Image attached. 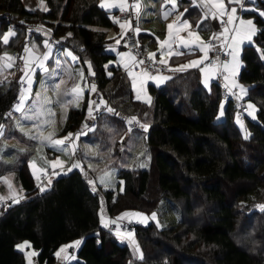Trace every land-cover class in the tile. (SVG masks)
I'll return each instance as SVG.
<instances>
[{
    "label": "trees",
    "instance_id": "16d2710c",
    "mask_svg": "<svg viewBox=\"0 0 264 264\" xmlns=\"http://www.w3.org/2000/svg\"><path fill=\"white\" fill-rule=\"evenodd\" d=\"M42 1L41 8L27 9L21 0H0V32L11 28L15 33L7 43L0 40V51L16 54L1 83L6 86L0 91V129L35 142L16 126L15 134L5 120L19 100L25 22L41 21L58 47L69 48L83 66L91 65L89 82L107 103L96 126L75 138L76 154L83 158V142L96 146L91 163L100 170L116 168L122 188L110 184L96 190L81 170L64 169L49 174L41 192V179L35 182L26 163L30 152L25 154L11 171L28 197L0 207V264H24L17 247L23 239L35 250L34 262L54 264L55 250L79 238L67 264H264V210L258 207L264 205V18L255 16L257 32L240 50L236 78L246 87L244 99L255 112L238 118L232 98L220 101L219 78L205 84L196 68L172 74L159 87L147 85L148 104L131 100L129 91L126 98L125 73L119 64L107 65L111 55L105 51V29L117 18L98 0ZM255 2L264 11V2ZM28 34L39 40L45 36L36 30ZM84 107L68 109L59 133L81 126ZM130 113L140 122L132 131L145 133L144 144L135 151L127 146L124 119ZM217 113L222 117L217 119ZM104 116L116 128L107 137L100 126ZM127 159L132 162L123 165ZM164 197L179 208L172 224L157 226L148 218L127 235L109 232L99 223L102 203L109 216L121 220L136 211L148 217ZM130 236L135 244L127 240Z\"/></svg>",
    "mask_w": 264,
    "mask_h": 264
},
{
    "label": "crops",
    "instance_id": "0c3cea01",
    "mask_svg": "<svg viewBox=\"0 0 264 264\" xmlns=\"http://www.w3.org/2000/svg\"><path fill=\"white\" fill-rule=\"evenodd\" d=\"M21 1L27 9L41 8L43 5L42 0ZM215 2L216 0H176L177 6L173 9L172 0H138L140 8L138 12L137 29L139 31H137V37L141 45V49H143V51L148 55L150 53L155 54L154 56L156 58L164 61L163 63L166 64L167 68L162 72L156 71L152 75H148L143 72L140 74L122 73L124 74L123 79L126 80L122 83L125 87L124 95L126 98L128 97L126 92L129 91V97L131 100L148 104L151 96L147 85L159 87L169 77H171L172 74L191 68H196L202 75V79L205 78L210 81L216 77L220 78L218 73L219 71H223L222 63L227 61L229 57L221 63L216 62L215 64H208L205 62V53L207 54V57H214L215 51L220 46H226L225 41L228 40L230 36L236 35L235 33H240V28H244V26H246V23L243 26L241 24V21H244L243 18H251L254 23L255 16L264 18V16L260 14L264 11L256 6L255 1L249 0L236 3L235 0H231V2L230 0H223L226 11L224 15H220L222 10L213 7V3ZM102 3L106 6L102 7ZM98 4L100 7L109 12L111 18H115L117 13L121 11V4H123L125 9L126 0H98ZM233 8H235L236 11L233 14L232 21L229 22L228 14H231V10ZM181 13L183 14L182 16L180 15ZM166 14L167 18H165ZM177 17H179V19H177ZM184 21H187L188 24L191 25V28H187L183 23ZM170 23L173 27L169 31L167 25ZM225 29H227V31H225ZM105 31L108 40L105 51L111 55V57L107 60L108 66L111 65L117 67L118 64H121L124 61H130L134 58L130 51L123 46V37L119 23H113L110 27H107ZM189 32L193 33V35H189ZM196 35L200 37L199 40L196 39ZM247 35L240 39V50L242 45L251 42L246 39ZM210 37H215L213 38L214 44L212 46L206 42ZM117 41H119V43H117ZM165 41H167V43H163ZM205 45H207V47H204ZM12 53H14V55H12ZM62 53L63 51L61 50V47L52 49L45 47L42 39L39 40L35 35H29L27 32L25 41L22 45L21 56L20 58L18 57L21 60L20 64H18V69L20 66L22 69L23 64L30 66V71L26 75L28 85L25 88L27 89L25 94L26 99L30 97V95L28 97V93L31 94L32 91L37 88V84L41 80L39 88L40 103L37 107L40 109V114L43 117V125H39L37 121L34 122L31 119H24L21 115H18L17 121H15L16 128L23 134H25L24 132L31 134L29 135L30 138L35 141L31 153L26 159L27 166L35 182L38 180L37 177L41 169L45 167L57 168L59 171L64 169H78L86 176L90 186L93 189L99 190V188H105L113 183L110 182V179L106 180V177H104L103 181L105 182L102 184L100 181L96 180L95 177L109 169H114L116 174V168L110 167L100 170L99 167L97 168V166H94V164L91 163L90 159L95 155L96 146L83 142V158H81L76 154L77 152L75 147H77V144L79 143L76 139L65 140L63 146L54 145L52 143L55 140L68 137L69 133L74 134L73 130L64 134L59 133L66 120L67 111L70 107H80L83 103L85 104V113L81 121V125H83L91 118L89 116L90 107L93 110L94 106L99 102H103L107 105L103 98L99 99L100 97H98L96 91H92V84L89 82V77L92 75V71L89 67H87V64L83 66L76 54L72 52V56L75 57V64L79 68V71L83 74V77L86 75L88 80V85L83 87V94H80L78 100L75 98L71 89L77 79L74 78L70 63L63 57ZM0 54V58L2 60V63L0 64V86H3V84H1L2 79L7 71L12 67L16 54L14 51L8 52L7 50H2ZM7 57H11L12 59L9 61ZM191 61L203 62L198 66L193 67L190 64ZM9 63L11 64V67L6 66ZM183 65L189 66L181 70ZM81 81L82 79L80 75L79 85H81ZM57 85H59V88H57ZM227 85L231 87L229 84ZM21 92L22 90L19 91V95ZM246 95L247 89L243 97L239 96L244 99ZM20 104L21 102H18L17 105ZM246 104L248 105L247 101ZM28 105V102L25 103L24 106L20 107L21 110L19 111H22L24 114L25 107ZM16 106L13 107L16 109ZM109 109L111 108L107 106V110ZM248 111L249 110L246 112L247 114ZM11 116L15 115L12 113ZM24 116H26V114H24ZM105 116L102 118L100 126L102 130H106L107 137L108 131H110L111 134H115L114 129L116 128L114 120L111 117ZM131 117L135 116L131 113L127 114L124 119L125 122L127 123ZM128 133V148L131 151L139 149L141 145L144 144L145 133L141 131H132ZM49 136H51L50 140L48 139ZM57 160H59L61 164L54 167L53 162ZM125 162L126 164L123 163V165L130 164L132 160L127 159ZM73 164H78L79 167L73 168ZM21 194L26 197L24 190ZM11 199L12 196H9L8 200ZM99 210H102L101 214L99 213V220L103 219L104 225L106 221L109 223L117 221L115 217L109 216L106 213L103 203L101 204ZM135 213H139L140 215H129L125 218L142 219L147 217L138 211L131 212L129 214ZM81 240L82 238L74 239L73 241L63 243L59 246L55 250L56 254L59 253V255H57L58 260H69L71 257V247H73V250L75 248L77 249L80 243L76 244V242H81ZM61 249H63V251H61Z\"/></svg>",
    "mask_w": 264,
    "mask_h": 264
},
{
    "label": "rangeland",
    "instance_id": "374dc122",
    "mask_svg": "<svg viewBox=\"0 0 264 264\" xmlns=\"http://www.w3.org/2000/svg\"><path fill=\"white\" fill-rule=\"evenodd\" d=\"M243 20L246 23V26H244L245 29L243 27H241L240 33H235L236 35L230 36L228 38V40L225 41L226 47L230 49L231 53L229 55V59L222 63V65H223L222 69L224 72L222 71L223 75L221 77L232 88H235L241 97H243L245 95L246 88H244L243 85L239 84L238 80L236 79V75H237V72L239 70V66L241 63L240 62V46H241L240 45V39H242L245 35L250 34V29L247 26V21H249V20L252 21V19L251 18H243ZM245 23H243V24L241 23L242 26ZM253 25L256 27V25L254 23H253ZM9 29H11V28H6L2 32H0V40L2 42H3V39H2L3 34L8 33ZM61 50L63 51V53H62L63 57L70 63L71 71H72L74 78L77 79L74 82V84L72 85V88L74 86L78 85L81 89L80 94L82 95L83 94L82 93L83 87H81V85H79L81 72L79 71V68L75 64L76 60L73 59L72 52L69 48L61 47ZM7 51L9 52V50H7ZM0 53H1V51H0ZM69 53H71V55H69ZM1 63H2V60L0 58V64ZM46 68H48V67H46ZM203 80H204L205 84L208 82V80H206L205 78ZM40 81L37 84V88L35 90H33L31 94L28 93V97L30 95V97L28 99H26V97H25L27 89H23L21 94L19 95V100L17 102L12 103V105L10 106L9 109L12 111V113L15 116L7 115L5 122H10L13 124L12 130L14 133H15V129H16L15 128V126H16L15 121H17L18 115H21L24 119L25 118L31 119L34 122L37 121L39 125H43V117L40 114V109L37 107L40 103V92H39ZM5 86H6L5 83L3 84V86H0V91H2V89H4ZM241 89H243V91H241ZM19 91H20V88L17 90V92L19 93ZM90 93H91V91H90ZM22 96L24 97L22 106H24L25 103H27V102L29 104L28 106L25 107V113L24 114H26V116H24L22 111H17L15 109V107H13V106H16L18 104V102H21ZM246 101L248 103V106L252 105L251 108L249 107L248 114L254 113L255 109H254L253 104L249 100H246ZM221 117L222 116H219V114L217 113L216 118L218 119ZM0 132L2 133L3 130L1 131V129H0ZM7 132H8L7 130L4 131L3 133L4 134L6 133V134L4 136L0 137V199L5 201V207H7L11 202H17L21 199L28 197L26 195H25L26 197H24V195L21 194V192L23 190H21L22 189L21 186L17 184L15 174L11 170L14 168L15 164L17 162H19L25 154H28L29 152L31 153L32 147L34 146L33 145L34 143H30L29 140H26L23 137H21L20 134L15 133L16 135L13 136V135H7ZM24 133L25 134H22V135H24L27 138L29 137V135H31L27 132H24ZM116 146H117V148L120 149L121 144H117ZM63 148H65V147H63ZM141 162H142L141 166L145 167V163H143V161H141ZM104 177H106V180L110 179L111 183L117 184L119 189L122 188V181H121V179L116 177L114 169H109V170L97 175L95 177V179L100 181L102 184H104V182H105V181H103ZM49 178L50 177L47 176L45 178V180L47 181ZM9 196H12L11 200H8ZM101 211L102 210H99L100 214H101ZM153 213L156 214L155 219L152 218ZM178 217H179L178 205L175 203V201H173L169 197L162 198L161 201L159 202L158 206L154 210L150 211L148 214V218L150 220H153L155 222V224H157V226H166V225L172 224L178 219ZM148 218L145 217V220ZM99 223L101 226L105 227L104 223H103V219H100ZM108 223L109 222L106 221L105 224H108ZM129 238H127V240L131 241V243H132L133 237L130 236ZM25 242H27V244L25 245V248L23 250L24 264H33L34 255H32V253L33 252L35 253V250L31 246L30 242L26 239H23L17 243V246L21 245V244H25ZM29 245H30V247H29Z\"/></svg>",
    "mask_w": 264,
    "mask_h": 264
},
{
    "label": "built area",
    "instance_id": "2783aa9c",
    "mask_svg": "<svg viewBox=\"0 0 264 264\" xmlns=\"http://www.w3.org/2000/svg\"><path fill=\"white\" fill-rule=\"evenodd\" d=\"M242 1H249V0H242ZM250 1H256V0H250ZM258 1L264 2V0H258ZM137 4H138V0H126L125 10H121L116 15L117 20L120 23L126 25L123 31L124 45L125 48L129 50L132 56L134 57V60L131 59L130 61H124L121 64H119L120 69L123 73L140 74L143 72L148 75H152L156 71L159 72L165 71L167 68L165 63H162L161 60L156 58L155 56H152L150 58L149 55L146 52L142 51L141 49V45L138 41L137 31H136L138 27V12L134 6ZM25 26L28 33H30L32 30H36L45 34L44 38H42L43 45L45 47L58 48V43L50 35V29L47 26H45L43 22L27 21L25 22ZM206 42L210 46L214 44L212 37L207 39ZM229 53H230L229 48H227L225 45H222L215 51L214 57L212 56L207 57L205 62L208 64H215L216 62L221 63L222 61L228 59ZM12 55H14V53H12ZM140 61H143V63H140ZM29 71H30V66L27 64H23L21 73L19 75V83L21 89H24L27 86L26 75L29 73ZM218 75L221 78L223 74L221 71H219ZM81 85L82 87L88 85V80L86 78V75L83 77L81 81ZM219 92H220L221 103L225 104L229 99L232 98L236 106L235 115L238 118L244 117V115L248 110V105L246 104V101L238 95L237 90L235 88L229 87L224 82V80H222V78L219 80ZM9 110L10 109H8V112ZM105 110H106L105 103L103 102L97 103L94 106V109L92 110L91 118L85 124L73 129L74 134L71 137V139L74 140L77 137L76 134H80L79 136H84L89 131H91L96 126L97 118L99 114ZM132 118L133 117L129 118L126 124L127 132H130L140 126V122L136 118L135 120H133ZM129 121H131V123H129ZM85 125H87V127H85ZM57 171H59V169L51 168V167H45L41 169L40 173L38 174L41 179L40 185L49 174H54ZM4 205H5V201L0 199V207ZM144 219L145 218L142 219L125 218V219L117 220L115 222L109 223L105 229L109 232H119L129 235L133 233L135 225L142 223ZM72 254H73V247H71L70 255ZM67 261L68 259L67 260L61 259L56 261L54 264H67ZM33 264H42V263L33 262Z\"/></svg>",
    "mask_w": 264,
    "mask_h": 264
},
{
    "label": "snow or ice",
    "instance_id": "6c2138e0",
    "mask_svg": "<svg viewBox=\"0 0 264 264\" xmlns=\"http://www.w3.org/2000/svg\"><path fill=\"white\" fill-rule=\"evenodd\" d=\"M230 2H231V0H230ZM235 2H236V3H241L242 0H235ZM172 5H173V9H175L176 6H177V4H176V0H172ZM101 6H102V7H105L106 5H105L104 3H102ZM107 6H115V5H107ZM134 7L137 9V12H139L140 5L137 4V5H135ZM213 7L222 10V11L220 12V15H224V14H225V11H226V10H225V4H224L223 0H216V2L213 3ZM121 10H125L124 7H123V4H121ZM186 11H187V10H186ZM235 11H236V9L233 8V9L231 10V14H228V21H229V22L232 21V19H233V14L235 13ZM260 14H261L262 16H264V12H261ZM180 15L182 16L183 14L181 13ZM165 18H167V14H166V17H165ZM177 19H179V17H177ZM115 22H116V23H119V21H115ZM183 23H184V25H185L187 28H191V25L188 24L187 21H184ZM241 23L243 24V23H245V22H244V21H241ZM129 26H130V25H129ZM247 26H248V28L250 29V34H248V35L246 36V39L249 40V41H251V40H252V36H254V35L256 34L257 29H256V27L253 25V22H252L251 20L247 21ZM120 27H121V29L123 30V29H125L126 25H125V24H120ZM167 27H168V29H169V31H170V30L172 29L173 25L170 23V24L167 25ZM136 31H139V30L137 29ZM225 31H227V29H225ZM14 34H15L14 31L11 30V29H9V32H8V33L3 34V37H2L3 42H4V43H7L9 37H10L11 35H14ZM189 35H193V33L189 32ZM213 38H215V37H213ZM196 39L199 40L200 37H199L198 35H196ZM117 43H119V41H117ZM163 43H167V41H165V42H163ZM204 47H207V45H205ZM202 50H203V48H202ZM26 51H27V49H26ZM69 55H71V53H69ZM154 55H155V54L150 53V54H149V57L151 58V57L154 56ZM205 58H207V54H206V53H205ZM7 59L10 61L12 58H11V57H7ZM73 59H75V57H73ZM133 59H134V58H133ZM161 62L163 63L164 61H161ZM202 62H203V61H191L190 64H191V66L195 67V66H198V65H199L200 63H202ZM140 63H143V61H140ZM6 66H7V67H11V64L9 63V64L6 65ZM188 66H189V65H183L182 68H181V70L184 69V68H187ZM106 67H107V66H106ZM90 68H91V65L89 64V69H90ZM202 71H203V69H202ZM91 74L94 75V73H91ZM81 79H83V74H81ZM57 88H59V85H57ZM92 91H93V92L96 91L95 85H92ZM241 91H243V89H241ZM71 92H72V94L75 96V98L78 100L79 97H80V92H81L80 87H79L78 85H77V86H74V87L71 89ZM23 100H24V97L22 96V97H21V104L16 106V110H17V111L20 110V107H21L22 104H23ZM249 107L251 108L252 105H249ZM109 111H111V109H109ZM89 116H90V117L92 116V108H91V107L89 108ZM132 119L135 120V117H133ZM129 123H131V121H129ZM0 127H2V125H0ZM85 127H87V125H85ZM144 127H145V130H147V126H144ZM241 127H243V125H241ZM76 135H77V138H78V136H79L80 134H76ZM72 136H73V134H72V133H69L68 137H65L64 139H60V140H55V141H53L52 143H53L54 145H63V144L65 143V140H70ZM247 138H248V135L246 134V135H245V139H247ZM48 139L50 140V139H51V136H49ZM59 164H61V162H60L59 160L53 162V166H54V167H55L56 165H59ZM72 167H73V168H75V167H79V165H78V164H73ZM70 170H71V169H69V171H70ZM34 174H35V173H34ZM37 179L39 180L40 178L37 177ZM50 183H51V181L49 180V184H50ZM39 186H40V185L38 184V187H39ZM40 190H41V192H43V191H45V188H44V187H40ZM258 207H260L262 210H264V205H259ZM124 215H137V216H139L140 214H139V213H135V214H128V213H125ZM155 215H156L155 213L152 214V218H153V219H155ZM104 226L107 227L108 225L105 224ZM129 235H131V234H129ZM79 243H80L79 241L76 242V244H79ZM26 244H27V242H25V244L18 245L17 247H18L20 250L23 251L24 248H25V245H26ZM133 244H135V241H134V240H133ZM29 247H30V245H29ZM61 251H63V249H61ZM136 251L139 252V247H138V246L136 247ZM32 255H36V253L33 252ZM57 255H59V253H57ZM141 258H142V256H141Z\"/></svg>",
    "mask_w": 264,
    "mask_h": 264
},
{
    "label": "bare ground",
    "instance_id": "6f19581e",
    "mask_svg": "<svg viewBox=\"0 0 264 264\" xmlns=\"http://www.w3.org/2000/svg\"><path fill=\"white\" fill-rule=\"evenodd\" d=\"M195 240V239H194Z\"/></svg>",
    "mask_w": 264,
    "mask_h": 264
},
{
    "label": "clouds",
    "instance_id": "9594fccd",
    "mask_svg": "<svg viewBox=\"0 0 264 264\" xmlns=\"http://www.w3.org/2000/svg\"><path fill=\"white\" fill-rule=\"evenodd\" d=\"M106 228V227H105Z\"/></svg>",
    "mask_w": 264,
    "mask_h": 264
}]
</instances>
